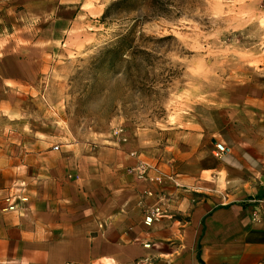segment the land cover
I'll return each mask as SVG.
<instances>
[{
	"label": "crops",
	"instance_id": "1",
	"mask_svg": "<svg viewBox=\"0 0 264 264\" xmlns=\"http://www.w3.org/2000/svg\"><path fill=\"white\" fill-rule=\"evenodd\" d=\"M103 10L102 0H0V264H264L263 120L219 159L212 152L221 142L210 138V147L199 135L183 160L126 144L114 161L112 149L63 144L43 124L38 96L22 93L17 33L29 30L43 47L48 24L72 33ZM137 162L173 182L136 179L127 169ZM8 197L27 201L10 211ZM157 202L164 215L146 226L145 208Z\"/></svg>",
	"mask_w": 264,
	"mask_h": 264
},
{
	"label": "rangeland",
	"instance_id": "2",
	"mask_svg": "<svg viewBox=\"0 0 264 264\" xmlns=\"http://www.w3.org/2000/svg\"><path fill=\"white\" fill-rule=\"evenodd\" d=\"M114 1L102 0L103 13ZM170 3L169 17L136 1V10L105 22L102 14L72 33L48 24L43 47L30 43L29 30L17 33L13 74L23 94L38 96L43 124L63 144L112 149L114 161L126 144L183 160L185 143L199 144V135L226 146L264 121V0ZM124 36L129 47L113 49ZM41 50L47 56L34 72ZM120 128L127 142L114 133Z\"/></svg>",
	"mask_w": 264,
	"mask_h": 264
},
{
	"label": "built area",
	"instance_id": "3",
	"mask_svg": "<svg viewBox=\"0 0 264 264\" xmlns=\"http://www.w3.org/2000/svg\"><path fill=\"white\" fill-rule=\"evenodd\" d=\"M114 133L119 136L121 141L127 142V137H126L123 129H121V128L116 129ZM55 149H57V148L55 147ZM227 151H228V149L225 147V145H223L221 143H215L212 154L216 158L219 159L224 154H226ZM132 156H135V153H132ZM127 171L132 173L136 177V179H138L140 181H146L150 184H155L158 186L164 185L165 181H172L173 182V179L171 177L165 180L164 178L159 177V176L149 175L147 166L142 162H137L136 165L128 168ZM175 185L178 186L177 184H175ZM144 196L154 197V193L151 190H148ZM157 199L159 200V198H157ZM26 201H27V199L19 198V197L14 198V200L12 197L5 198V202L8 203L7 210H10V211H12L16 208V203H18V202L24 203ZM142 201H143V199H141V201L139 202L140 205L142 204ZM144 213H145L144 224L146 226H150L153 222H158L162 218V216L164 215V211H163L162 207L160 206L159 202H157L156 204H154L152 206L145 208ZM251 217H252L253 222H259L260 221V217L256 213V211L252 212Z\"/></svg>",
	"mask_w": 264,
	"mask_h": 264
},
{
	"label": "trees",
	"instance_id": "4",
	"mask_svg": "<svg viewBox=\"0 0 264 264\" xmlns=\"http://www.w3.org/2000/svg\"><path fill=\"white\" fill-rule=\"evenodd\" d=\"M140 1V6H146L151 9L152 15L156 17H169L171 14V10L169 7L171 6L170 0L158 1V0H116L112 2L104 11L101 20L105 22L108 18H110L112 12H117V14L121 13H129L133 10H136L134 7V2ZM138 10V9H137ZM128 38L127 36L120 37L117 39L111 47L113 49H123L128 48ZM127 45V46H126Z\"/></svg>",
	"mask_w": 264,
	"mask_h": 264
}]
</instances>
